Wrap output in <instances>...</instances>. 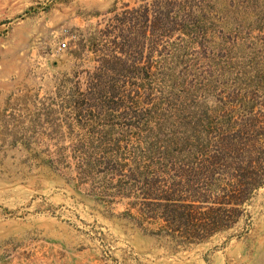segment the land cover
I'll use <instances>...</instances> for the list:
<instances>
[{
  "label": "rangeland",
  "instance_id": "obj_1",
  "mask_svg": "<svg viewBox=\"0 0 264 264\" xmlns=\"http://www.w3.org/2000/svg\"><path fill=\"white\" fill-rule=\"evenodd\" d=\"M241 159L264 166V0H0V264H264V183L194 243L143 199L188 168L204 211Z\"/></svg>",
  "mask_w": 264,
  "mask_h": 264
},
{
  "label": "trees",
  "instance_id": "obj_2",
  "mask_svg": "<svg viewBox=\"0 0 264 264\" xmlns=\"http://www.w3.org/2000/svg\"><path fill=\"white\" fill-rule=\"evenodd\" d=\"M223 148L225 150L224 146ZM219 159V155H205L195 162V166L190 171H195V175H200L198 177H207L211 175L213 166ZM187 169L182 167L176 169L173 178H178V180L172 182L171 186L157 189L158 186L153 183L148 187L151 192L145 193L146 197H143L148 202H152L150 200L154 199L163 201V204H159L158 209H146L151 214L149 217L163 221L158 230L172 238H184L183 240L187 243L203 241L206 236L218 231L219 228L226 227L227 225L220 222L217 215L238 211L237 208L247 202L250 194L264 183L263 164L241 159L237 167L239 172L237 180L233 183H225V187L220 189L221 195L214 198L216 201L202 200L201 196L205 197V194L197 192L199 195L196 197L199 198V201L217 204L210 205L201 211V208L194 204L193 200L184 199L186 198L184 194L190 187L188 183L182 182V179L187 175ZM227 186L229 189H226ZM155 190L157 191L154 193ZM152 195L155 197H151ZM142 204L146 205L147 203Z\"/></svg>",
  "mask_w": 264,
  "mask_h": 264
},
{
  "label": "built area",
  "instance_id": "obj_3",
  "mask_svg": "<svg viewBox=\"0 0 264 264\" xmlns=\"http://www.w3.org/2000/svg\"><path fill=\"white\" fill-rule=\"evenodd\" d=\"M63 47H65V43L60 44V48H63Z\"/></svg>",
  "mask_w": 264,
  "mask_h": 264
}]
</instances>
